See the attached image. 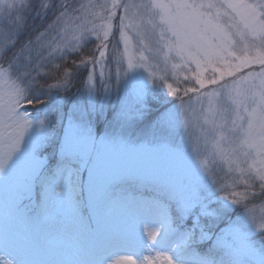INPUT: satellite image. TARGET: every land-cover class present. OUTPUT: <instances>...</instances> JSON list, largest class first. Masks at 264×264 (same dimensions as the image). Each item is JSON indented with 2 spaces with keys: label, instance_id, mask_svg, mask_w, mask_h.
Wrapping results in <instances>:
<instances>
[{
  "label": "snow or ice",
  "instance_id": "snow-or-ice-1",
  "mask_svg": "<svg viewBox=\"0 0 264 264\" xmlns=\"http://www.w3.org/2000/svg\"><path fill=\"white\" fill-rule=\"evenodd\" d=\"M122 252L264 264V0H0V264Z\"/></svg>",
  "mask_w": 264,
  "mask_h": 264
},
{
  "label": "rangeland",
  "instance_id": "rangeland-1",
  "mask_svg": "<svg viewBox=\"0 0 264 264\" xmlns=\"http://www.w3.org/2000/svg\"><path fill=\"white\" fill-rule=\"evenodd\" d=\"M122 94L123 93H121V95ZM226 147H227V145H226ZM45 155H47V153H45ZM216 174H217V176L224 175V168L223 167L218 168ZM155 226L156 225H155L154 218L151 217V216H149V215H146V214L139 215V217H138V219L136 221V224H135V228H136L137 231H141L142 229H144L146 227H148V228H154ZM220 226L221 227H224L225 225L224 224H221ZM172 239L175 240L176 238L173 237ZM192 250L197 251L195 248H189L188 249V251H192ZM157 251L160 252L161 254H163L166 250L165 249L158 248ZM145 254H147V253H145ZM2 255H3V253H0V256H2ZM120 255L121 256H125V255H133V254L131 252H122V253H120ZM133 258L134 259H137V264H139V259L136 256H134V255H133ZM5 259H10V257H5Z\"/></svg>",
  "mask_w": 264,
  "mask_h": 264
},
{
  "label": "trees",
  "instance_id": "trees-1",
  "mask_svg": "<svg viewBox=\"0 0 264 264\" xmlns=\"http://www.w3.org/2000/svg\"><path fill=\"white\" fill-rule=\"evenodd\" d=\"M84 2H87V0H84ZM50 19H51V14H50ZM29 23H32V21H29ZM88 47L91 48L92 45H89ZM85 54H88L87 50L85 51ZM72 59H77V57H72ZM79 86H81V85H80L79 81H77L76 87H79ZM73 91H75V87L73 88ZM29 111H31V108L29 109ZM130 190L133 191L135 193V195L143 196L145 198H151V196L153 195L152 188H151V186H148V185H145V186L137 185V186L131 188ZM206 247H207L206 244H202V245L194 246L193 248H195L198 252L203 253L205 251Z\"/></svg>",
  "mask_w": 264,
  "mask_h": 264
}]
</instances>
